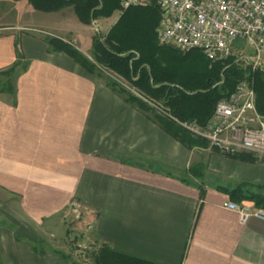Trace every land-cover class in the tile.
<instances>
[{
	"label": "crops",
	"instance_id": "obj_1",
	"mask_svg": "<svg viewBox=\"0 0 264 264\" xmlns=\"http://www.w3.org/2000/svg\"><path fill=\"white\" fill-rule=\"evenodd\" d=\"M11 4L0 7V72L17 51L21 59L13 92H0V213L18 229L0 224V264H74L35 248L37 227L73 205L92 213L97 240L117 253L154 264H264V219L242 221L221 190L264 184V164L208 145L188 149L155 119L161 112L142 111L66 53L49 51L47 36L86 43L89 26L72 9ZM88 47L77 49L86 55ZM197 162L203 180L187 172Z\"/></svg>",
	"mask_w": 264,
	"mask_h": 264
},
{
	"label": "trees",
	"instance_id": "obj_2",
	"mask_svg": "<svg viewBox=\"0 0 264 264\" xmlns=\"http://www.w3.org/2000/svg\"><path fill=\"white\" fill-rule=\"evenodd\" d=\"M20 1V0H15ZM35 9L56 12L72 7L83 24L102 16L109 17L119 8V0H27ZM160 20L156 6L132 7L125 10L117 23L105 37L96 36L93 41V61L83 55L71 43L56 37H47L49 51L64 52L85 70L99 77L108 70L128 82L139 92L129 91L113 77L106 85L144 112L153 111L150 103L161 108L155 119L175 140L188 149L207 148V142L193 138L172 118L180 121L205 123L213 114L218 101L228 97L237 83L246 76L256 94V107L264 114V70L243 67L233 57L211 61L201 52L193 50L183 53L174 47L160 46L156 28ZM21 54L17 51V62L0 72V92H13V76L19 65ZM145 97L148 101L144 100ZM205 164H191L188 173L203 180ZM201 195L202 185H198ZM264 184L242 183L234 189L222 188L233 202H252L264 210V194L259 190ZM96 264H154L145 260L111 251L102 247L96 256Z\"/></svg>",
	"mask_w": 264,
	"mask_h": 264
},
{
	"label": "built area",
	"instance_id": "obj_3",
	"mask_svg": "<svg viewBox=\"0 0 264 264\" xmlns=\"http://www.w3.org/2000/svg\"><path fill=\"white\" fill-rule=\"evenodd\" d=\"M148 4L159 10V45L181 52L197 50L211 61L247 45L253 68L262 65L264 0H119L121 10ZM172 119L220 155L247 153L264 164V114L258 111L254 89L245 79L228 97L217 102L205 123ZM225 207L237 211L242 221L251 216L264 219V212L244 203L227 202Z\"/></svg>",
	"mask_w": 264,
	"mask_h": 264
},
{
	"label": "rangeland",
	"instance_id": "obj_4",
	"mask_svg": "<svg viewBox=\"0 0 264 264\" xmlns=\"http://www.w3.org/2000/svg\"><path fill=\"white\" fill-rule=\"evenodd\" d=\"M9 1L10 0H6V2H4V0H0V7L7 3H12L11 5L14 8L17 1L15 0H11V2ZM147 6H155V5L148 4L138 7H147ZM68 8L72 9V7H68ZM124 11L125 10H121L119 6V8L116 11H114L111 16L109 17L100 16L92 20L91 24L88 25L89 27L85 30L86 32L84 35V39L86 40L85 44L88 45L89 43H91V47H88L86 53L87 56L85 55L86 57H88V59L93 61V57H92L93 41L95 37L96 36L105 37L110 31V29L117 23V21L119 20L120 16ZM17 23L18 21L13 22V26ZM3 24L6 23L4 22ZM66 38L71 40L70 41L71 44L76 48H81V46L84 47L85 45L83 42L80 45V42H78V40L72 39L71 37L67 36ZM239 43L241 44L242 41L241 42L239 41ZM183 53H187V52H183ZM250 54L251 53L249 47L247 45H244L243 48L236 49L235 52H233L229 56H233L238 61V63L241 64V66L243 67L249 66L252 69V71L257 69L264 70V61H262V65L260 67H257L255 69L253 68V65L251 64V58H248L250 57ZM229 56L223 59H226ZM100 74L103 80L111 76L118 83L123 85L126 89L139 95V92L131 85L130 82H128L123 77L108 70H104ZM1 79H3V81L5 80L4 78ZM244 79L248 81L247 76ZM142 98L149 102V100H147L145 97ZM150 104L156 111L161 112V108L158 105L152 103ZM192 137L195 139L203 140L198 137H194V136ZM209 153L210 152L208 151L201 152V157L204 161L206 160ZM91 214L92 213L88 212V210L84 209L83 207L73 205L66 211L55 215L51 220L45 221L44 224L37 227L38 228L37 230L33 227L30 228L29 226L27 227V229L30 230L29 232L32 231L34 233L36 230L37 235L40 237V239H42V241L39 240L41 243L35 245V248H37L38 250L42 249V250L58 251L61 254L66 255L69 258V260L74 264H96V256L100 252L101 248L104 246H102V244L99 243V241L95 236L92 226L93 215ZM1 223L2 226H4L7 229L10 230L18 229L12 222L7 220L2 213H0V224Z\"/></svg>",
	"mask_w": 264,
	"mask_h": 264
}]
</instances>
